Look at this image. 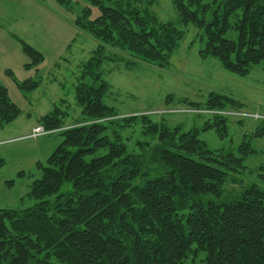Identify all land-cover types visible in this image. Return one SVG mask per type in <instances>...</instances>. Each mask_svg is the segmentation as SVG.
Masks as SVG:
<instances>
[{
    "label": "trees",
    "instance_id": "obj_1",
    "mask_svg": "<svg viewBox=\"0 0 264 264\" xmlns=\"http://www.w3.org/2000/svg\"><path fill=\"white\" fill-rule=\"evenodd\" d=\"M83 1L88 6L74 25L99 44L82 64L74 88L81 118L61 132L62 142L45 164H36L40 177L27 196L37 203L22 211L0 210V264H185L200 254L203 264H264V191L251 186L237 201H219L227 176L240 173L255 152L250 144L238 147V157L212 152L197 131L169 129L145 115L119 119L116 109L103 102L112 89L101 69L108 60L106 47L165 69L184 31L150 12L155 0ZM171 1L184 26L203 31L202 58L216 59L239 77L260 63L264 72V0ZM56 2L68 7L72 0ZM90 7L99 10L93 20ZM237 11L241 16L231 24ZM229 29L237 33L235 41L223 37ZM22 51L31 62L26 68L34 66L38 73L42 54L27 45ZM17 86L32 92L39 82ZM172 101L168 95L165 104ZM179 102L218 112L243 107L215 93L204 104ZM20 115L0 86V128ZM65 115L56 106L39 124L48 132L62 129ZM120 122V128L140 122L143 134L157 144L144 154L127 153L116 133L112 139L106 135L107 124ZM226 122L224 115L213 114L203 130L215 127L222 137ZM255 136H264V127ZM150 173L157 176L133 184ZM260 178L264 182V175ZM64 184L71 189L62 193Z\"/></svg>",
    "mask_w": 264,
    "mask_h": 264
},
{
    "label": "rangeland",
    "instance_id": "obj_2",
    "mask_svg": "<svg viewBox=\"0 0 264 264\" xmlns=\"http://www.w3.org/2000/svg\"><path fill=\"white\" fill-rule=\"evenodd\" d=\"M200 1L211 3L213 0ZM86 6L83 0H72L68 7L58 5L56 0H0V86L21 111L14 122L0 128V159L4 161L0 169V210L22 211L37 203L27 196L32 182L40 177L36 164H45L62 142L61 132L81 118L74 88L82 64L99 44L74 25ZM90 9V20H93L99 10ZM149 10L159 21L172 23L184 31V38L165 69L106 47L108 60L101 69L103 79L112 89L103 99L104 104L116 109L119 119L145 115L153 123H163L169 129L197 131L198 140L212 152L225 151L238 157V147L248 142L255 152L243 162L240 173L227 176L219 201H237L251 186L264 191L260 178L264 175V136H255L257 129L264 127L263 63L252 67L245 77L234 75L224 70L216 59L199 55L205 46L203 31L192 25L184 26L171 0H155ZM240 16L241 12L237 11L229 22L233 24ZM210 19L206 15V21ZM223 37L235 41L237 33L229 29ZM23 45L42 54L43 61L36 68L38 73L34 66L26 68L31 62L22 51ZM25 80L38 81V88L32 92L21 90L17 84ZM210 93L228 96L243 104L236 112L239 115H228L229 109L222 111L227 120L226 134L222 137L215 127L203 130L205 123H212V114L179 102L186 99L204 104ZM168 95H172L173 101L165 104ZM56 106L66 114L63 128L31 139L29 135L33 126L39 125V118ZM120 125L121 122L107 124L106 135L112 139L116 133L127 153L144 154L157 144L155 137L143 134L140 122L127 128ZM156 176L155 173L144 175L133 184L141 185ZM70 189V184H64L60 192ZM185 264H203V255Z\"/></svg>",
    "mask_w": 264,
    "mask_h": 264
},
{
    "label": "built area",
    "instance_id": "obj_3",
    "mask_svg": "<svg viewBox=\"0 0 264 264\" xmlns=\"http://www.w3.org/2000/svg\"><path fill=\"white\" fill-rule=\"evenodd\" d=\"M211 114H215L214 112H210ZM227 114H230V115H239L237 113H227ZM47 132L45 131V129L42 127V126H38V127H35L33 129V132L29 135V137L31 139H35L41 135H44L46 134Z\"/></svg>",
    "mask_w": 264,
    "mask_h": 264
},
{
    "label": "crops",
    "instance_id": "obj_4",
    "mask_svg": "<svg viewBox=\"0 0 264 264\" xmlns=\"http://www.w3.org/2000/svg\"><path fill=\"white\" fill-rule=\"evenodd\" d=\"M40 119H41V118H39V120H40ZM33 127H35V126H33ZM33 127H32V128H33Z\"/></svg>",
    "mask_w": 264,
    "mask_h": 264
}]
</instances>
